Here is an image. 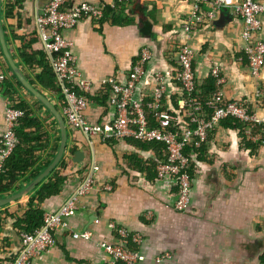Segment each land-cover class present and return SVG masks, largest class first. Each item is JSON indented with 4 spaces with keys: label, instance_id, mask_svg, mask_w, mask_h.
<instances>
[{
    "label": "crops",
    "instance_id": "crops-1",
    "mask_svg": "<svg viewBox=\"0 0 264 264\" xmlns=\"http://www.w3.org/2000/svg\"><path fill=\"white\" fill-rule=\"evenodd\" d=\"M9 2L10 16L5 21L1 19L7 50L24 79L38 91L39 71L23 63L20 53L26 51L34 57L33 53L41 51L35 18L43 13L47 0ZM211 2L204 0L201 4L204 19L187 40L183 26L194 0H128L126 3L69 0L71 7L88 3L103 12L110 10L101 21H82L65 33L73 43L76 69L92 85L88 95L97 101H90L84 111L87 122L100 125L112 121L115 115L108 104L109 88L102 81L114 79L125 84L142 50L148 48L153 58L138 85L137 99L152 103L154 80L160 75L165 86L160 108L169 112L180 130L190 127L178 82L177 53L183 45L189 46L194 56L193 72L199 97L202 91L207 95L209 88L215 86V93L222 94L223 105L241 101L249 111L260 115L264 60L258 76L252 77L242 50L241 21L232 8L220 9L213 18H207ZM255 38L264 44V11ZM215 68L218 78L211 75ZM4 79L18 96L32 101V96L9 69L0 48V84ZM4 93L5 88L0 85V135L7 105ZM39 93L54 107L63 104L52 93ZM198 107L204 114L210 113L207 105ZM37 110L49 135L42 157L53 156V159L60 140L57 122L44 108ZM66 127L67 145L62 157L65 167L61 173L65 180L57 195L37 207L43 213L56 211L77 189L91 166L95 169L92 188L76 199L75 208L65 218L66 228L54 230V245L33 257L30 264H106L108 258L99 243L115 242L111 223L125 229L130 236L141 238L139 246L130 247L143 256L139 264H157L155 260L164 255L170 259L159 264H264V143L261 141L264 127L260 124L225 118L208 134L206 141L195 146L196 152L189 155L190 164L188 160L191 205L181 214L174 210L176 187L157 179L154 173L159 156L164 155L161 147L139 145L132 139L87 138L80 130L67 124ZM71 147L75 149L69 154ZM75 152L80 153L78 157L74 156ZM31 181L21 178L17 183L19 189L10 195L23 190ZM105 185H110L111 190L102 189ZM34 190L0 208V259L4 264L12 262L20 241L15 220L4 209L8 206L15 209V215H21L16 206L25 207ZM84 230L91 234L88 240L70 237L73 232Z\"/></svg>",
    "mask_w": 264,
    "mask_h": 264
},
{
    "label": "built area",
    "instance_id": "built-area-1",
    "mask_svg": "<svg viewBox=\"0 0 264 264\" xmlns=\"http://www.w3.org/2000/svg\"><path fill=\"white\" fill-rule=\"evenodd\" d=\"M128 0H118L126 3ZM204 0H194L191 12L186 18L183 31L187 40L204 19L201 4ZM223 8H232L234 15L241 21L240 38L242 50L247 57L249 71L252 77H257L263 60L264 44L255 36L260 28V15L264 11V2L261 0H212L211 11L206 15L213 18L215 13ZM104 15L103 10L88 3L69 6V0H47L41 15L36 16L35 26L39 41L49 58L57 83L61 90L64 106L61 115L70 127L80 130L87 138L99 137L102 141H122L132 139L143 142H157L164 146L166 157L158 161L155 167L156 178L165 180L176 187L174 210L185 213L191 205L192 177L187 171L188 158L184 154L187 144L194 147L206 141L208 134L222 120L228 117L238 119L246 124H260L264 127V92L260 95L262 111L260 115L247 109L241 101H230L222 104V94L217 92L209 102L210 115L190 101L195 91V75L193 72V53L189 46L183 45L178 49L177 66L178 82L181 91L185 94V108L191 126L180 132L169 128L174 118L168 113H160V106L165 86L160 75L155 77V87L152 93V103L147 108L154 111L157 125L151 127L145 114L144 107L137 99V88L146 76L147 66L153 55L147 48L142 50L139 59L134 64L125 84H118L114 79L102 81V85L109 88L108 104L114 111V118L109 124L92 125L84 117L88 107L85 95L92 90L91 83L83 78L76 69L75 57L72 53L73 43L65 33L72 31L82 21L99 22ZM214 78H218L217 68L211 71ZM80 94V95H79ZM23 116L19 110L8 105L3 110L4 130L0 135V172L3 164L12 151L19 144L15 128ZM264 143V140H261ZM95 169L91 166L77 189L70 195L56 211L43 213L41 224L32 232L19 233V248L10 264H30L36 255L45 252L54 245V230L65 229V218L75 208L76 199L86 194L92 188V175ZM110 191L111 186H103ZM109 227L116 233L115 242H101L99 247L105 252L108 261L106 264H139L144 258L139 252L132 250L131 245L139 246L141 238L130 236L121 227L113 223ZM91 234L88 231L73 232L72 239L88 240ZM170 259L168 255L155 260L157 264ZM4 264V263H2Z\"/></svg>",
    "mask_w": 264,
    "mask_h": 264
},
{
    "label": "trees",
    "instance_id": "trees-1",
    "mask_svg": "<svg viewBox=\"0 0 264 264\" xmlns=\"http://www.w3.org/2000/svg\"><path fill=\"white\" fill-rule=\"evenodd\" d=\"M11 8L12 5H10L9 0H3V6L1 7V19H3L4 21L8 19V17L10 16ZM108 13H110V10L104 12V15L106 16V14ZM36 37H37V41H39V37L37 33H36ZM21 50H25V49L22 48ZM32 56L34 57H31V55L28 56L26 54V51L20 53V57H21L20 59L23 61V63L29 66V68H31L32 70L35 67H37L39 71V75L37 78L38 88H39L38 91L39 92L47 91L63 101L61 97L60 87L57 83L49 58L47 57L43 49V46L41 51L33 53ZM12 78L14 79L13 76ZM3 81L4 82H2L0 85H2L5 88L4 96L7 99V105L13 109L21 111L23 113V116L21 119H19L15 128V132L19 140V144L12 151L10 156L5 160L3 164V171L0 172V198L9 196L10 194L18 190L19 187L17 186V183L21 178L27 177L30 180L35 179L41 173V171L51 162L53 157V156L50 158L42 157V154L46 151L49 143V135L47 131L43 128V124L37 115V111H38L37 108H43V107L33 97H31L32 98L31 102L22 99L20 96H18L17 92L15 91V89L11 84L6 82L5 79ZM210 83H212V80H210ZM16 85L17 87H20L18 83ZM214 88L213 86H211V88H209L210 91L208 92L207 95L205 92L202 91V94H200L201 97H199L198 87L195 82V91L191 96L190 101L195 105H201L204 107L207 105L208 110H210L208 105L212 97L214 96L215 93ZM204 93L205 96H203ZM182 94H183V100L184 101L188 100L183 92ZM84 97L86 98V101L89 104L90 101L97 102L96 100H93L92 97H90L89 95H85ZM105 99L106 98L103 97V101ZM142 105L144 107L149 125L151 127H155L157 125V118L154 115L155 114L154 111H151L150 109L147 108L148 104L142 102ZM63 106L64 103L60 105V107ZM60 107H55V108L57 111H60ZM159 112L169 114V112L166 111L163 107L160 109ZM210 114H211V110L208 115ZM50 116L53 118L51 114ZM169 128L180 132V129L178 128L176 122H171L169 124ZM135 142L139 145L152 144L153 146L161 147L164 155H160L159 160H157V162L163 160L166 157L165 148L160 143L143 142V141H135ZM74 149H75L74 147H71L69 150V154H72L74 152ZM195 152H196V148L194 147L193 143L186 145L184 154L188 158L189 164L191 163L190 162L191 159L189 155ZM64 167H65V159L62 158L58 163V165L52 170L48 178L45 181L39 183V185H37L33 194L29 197L28 201L25 203V207L21 204H18L16 206V209L21 211V215L19 216L15 215V209L10 208L8 206L4 209L7 216L15 220L14 227L16 228L18 234L23 231L30 233L34 229L40 226L43 212L37 206L39 203H42L43 201L57 195L60 192L62 188V184L65 180V177L61 176ZM187 171L190 172V170L188 169ZM154 173H155V166H154ZM2 263L3 261L0 259V264Z\"/></svg>",
    "mask_w": 264,
    "mask_h": 264
},
{
    "label": "water",
    "instance_id": "water-1",
    "mask_svg": "<svg viewBox=\"0 0 264 264\" xmlns=\"http://www.w3.org/2000/svg\"><path fill=\"white\" fill-rule=\"evenodd\" d=\"M0 48H2L3 51V56L5 58V61L15 76L16 80L19 82V84L24 88L26 92H28L37 102L40 103V105L48 111L56 120L58 130H59V135H60V140H59V146L56 155L52 159V161L45 167V169L35 178L33 179L28 186H26L23 190L7 196L0 198V208L3 206H6L18 199L23 198L26 194L32 192L36 186L41 183L46 177L50 175L52 170L58 165L60 160L62 159L65 150H66V145H67V127L65 120L61 113L56 110V108L47 100L41 93L36 91L31 85L28 84V82L24 79L22 76L21 72L13 62V59L11 58L6 42H5V37H3V29L1 25V0H0ZM79 152H75L74 156L78 157Z\"/></svg>",
    "mask_w": 264,
    "mask_h": 264
}]
</instances>
